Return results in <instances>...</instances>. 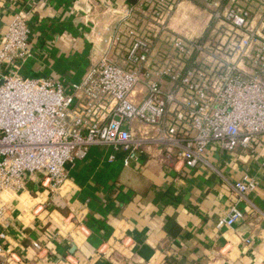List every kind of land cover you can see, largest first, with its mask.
Listing matches in <instances>:
<instances>
[{
	"label": "crops",
	"instance_id": "1",
	"mask_svg": "<svg viewBox=\"0 0 264 264\" xmlns=\"http://www.w3.org/2000/svg\"><path fill=\"white\" fill-rule=\"evenodd\" d=\"M230 1L183 0L173 35H210L208 8L237 6ZM239 3L254 11L262 6ZM25 8L32 10L35 51L21 68L25 76L81 81L104 56L128 66L138 36L149 37L160 57L170 50L167 38L154 36L147 0H0V47L14 13ZM134 127L138 138L153 137L140 122ZM144 148L140 162L125 166L121 152L94 146L68 165L58 192L32 176L23 190L6 194L13 221L2 239L6 264H264V136L233 152L210 145L197 167L165 159L154 143ZM245 174L260 185L240 199L232 184ZM235 203L243 220L219 227Z\"/></svg>",
	"mask_w": 264,
	"mask_h": 264
},
{
	"label": "built area",
	"instance_id": "2",
	"mask_svg": "<svg viewBox=\"0 0 264 264\" xmlns=\"http://www.w3.org/2000/svg\"><path fill=\"white\" fill-rule=\"evenodd\" d=\"M182 1L157 0L152 26L157 39L170 42L165 57L149 37L138 36L128 66L104 56L81 81L68 83L20 74L35 58L32 10L14 13L0 47V264L9 253L2 239L13 225L5 195L23 190L28 177H41L56 193L68 179V165L94 146L113 147L130 166L154 143L165 159L197 167L210 145L233 152L264 136V0L255 15L216 3L217 30L225 24L231 29L215 41L173 35L172 18ZM136 121L157 136H135ZM259 185L245 174L232 187L244 199ZM243 218L235 203L218 226L233 227Z\"/></svg>",
	"mask_w": 264,
	"mask_h": 264
},
{
	"label": "rangeland",
	"instance_id": "3",
	"mask_svg": "<svg viewBox=\"0 0 264 264\" xmlns=\"http://www.w3.org/2000/svg\"><path fill=\"white\" fill-rule=\"evenodd\" d=\"M227 1V0H226ZM239 1H244V0H238V2L235 0V1H230V4L231 5H237V6H240V3H239ZM229 4V5H230ZM241 7H244V6H241ZM246 8H248V7H246ZM213 8H208V11H207V13L209 14V16H210V14L213 12ZM261 10V9H260ZM260 10L258 9V10H255V11H253L252 10V13L255 15V14H257L258 12H260ZM213 21L211 22V23H209V28H210V30H209V33H210V35H209V39L210 40H213V41H215V39L216 40H219V39H221V37L219 36V35H224L225 33H227L228 31H229V29H231L228 25H223L220 29H218L217 30V26L215 25V23H213ZM172 28V27H171ZM168 40V39H167ZM129 51V50H128ZM157 134H158V132L157 131H154V132H152V135L151 136H157ZM158 148V147H157ZM162 160L164 161V158L162 157ZM41 178V177H40ZM42 179V178H41Z\"/></svg>",
	"mask_w": 264,
	"mask_h": 264
},
{
	"label": "trees",
	"instance_id": "4",
	"mask_svg": "<svg viewBox=\"0 0 264 264\" xmlns=\"http://www.w3.org/2000/svg\"><path fill=\"white\" fill-rule=\"evenodd\" d=\"M156 6H157V0H153V6L150 7L152 16H153V14H154V12L156 10V8H155Z\"/></svg>",
	"mask_w": 264,
	"mask_h": 264
}]
</instances>
